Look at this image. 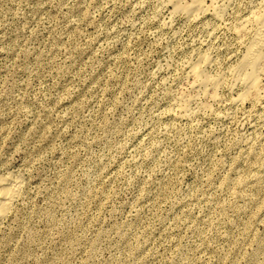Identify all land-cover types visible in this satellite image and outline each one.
I'll list each match as a JSON object with an SVG mask.
<instances>
[{
	"label": "rangeland",
	"instance_id": "1",
	"mask_svg": "<svg viewBox=\"0 0 264 264\" xmlns=\"http://www.w3.org/2000/svg\"><path fill=\"white\" fill-rule=\"evenodd\" d=\"M191 2L0 0V264H264V98L230 71L264 0Z\"/></svg>",
	"mask_w": 264,
	"mask_h": 264
},
{
	"label": "bare ground",
	"instance_id": "2",
	"mask_svg": "<svg viewBox=\"0 0 264 264\" xmlns=\"http://www.w3.org/2000/svg\"><path fill=\"white\" fill-rule=\"evenodd\" d=\"M205 1L206 0H192L189 5L179 9V11L181 10L182 12L183 10V14H186L189 18H197L200 15L209 12V9L205 6ZM215 8L214 15L217 19V17H219L222 12H225V10L222 8ZM254 12L245 21L246 25L248 23L251 25L252 23L254 26V31L246 47V52L245 54L243 53L244 55L242 60L235 67L233 66V70L230 69V71L233 72L236 81L242 85V92L239 97L240 100L238 98V101L242 102L247 98L255 100L264 98V82H262L264 79V12ZM246 25H243V27H241L242 29H239L241 30L240 32L243 33L246 31L244 28ZM208 63L209 57L207 55H203L199 61L197 60V62L193 64L191 74L198 81L202 82L203 86L206 88L205 91L207 92V95H212L216 94L219 87L222 86L221 83H223V79L221 80L219 77H210L206 74L205 67L208 66ZM20 188L21 182L16 175L4 174V176H0V223L4 218H6L7 214L11 210L16 197L19 195Z\"/></svg>",
	"mask_w": 264,
	"mask_h": 264
}]
</instances>
